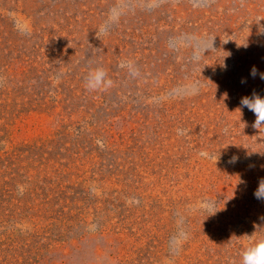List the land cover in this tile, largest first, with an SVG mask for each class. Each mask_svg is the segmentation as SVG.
<instances>
[{
	"label": "rangeland",
	"instance_id": "rangeland-1",
	"mask_svg": "<svg viewBox=\"0 0 264 264\" xmlns=\"http://www.w3.org/2000/svg\"><path fill=\"white\" fill-rule=\"evenodd\" d=\"M193 3L0 0V264H240L264 237L240 103L264 96V0Z\"/></svg>",
	"mask_w": 264,
	"mask_h": 264
},
{
	"label": "clouds",
	"instance_id": "clouds-1",
	"mask_svg": "<svg viewBox=\"0 0 264 264\" xmlns=\"http://www.w3.org/2000/svg\"><path fill=\"white\" fill-rule=\"evenodd\" d=\"M194 7H200L199 0H194ZM121 12L118 9H112L108 13V19L105 21L103 25H101L100 33L107 34L109 27L112 24L119 22V17ZM202 41H197V44H202ZM213 47V44H212ZM200 49L198 48V51ZM194 59H198V55L194 54ZM121 68L127 67L130 71V74L135 77L138 75V71L134 70L131 61H123L120 64ZM258 74V70L253 67L251 69L250 75L255 78ZM259 78L264 81V72L259 73ZM245 81L242 80L241 83ZM112 80L108 78L107 72L103 68H96L94 70L89 71L86 81L85 87L89 91H106L108 88L112 86ZM196 89H193L195 92ZM242 108H247L251 111L256 119L253 123V127L256 129L264 128V96H261L257 93H253L250 97H243L240 101ZM241 113V109H238ZM178 134L183 135V131L179 130ZM235 157L233 161H235ZM254 197L257 200L264 201V179L259 181L258 187L254 192ZM133 203H138V201L133 200ZM216 202L211 200H206L202 204V208L205 212H212L216 208ZM212 216V215H210ZM209 216V217H210ZM95 229V226H92V230ZM186 233L180 232L170 240V248L174 251H178L180 245L183 240L186 239ZM250 239L253 238V235L249 236ZM240 264H264V237L255 238L254 243H251L248 247L244 248L240 253Z\"/></svg>",
	"mask_w": 264,
	"mask_h": 264
}]
</instances>
